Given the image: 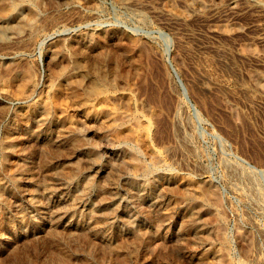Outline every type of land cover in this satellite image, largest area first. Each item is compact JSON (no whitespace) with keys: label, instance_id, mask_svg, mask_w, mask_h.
I'll return each instance as SVG.
<instances>
[{"label":"rangeland","instance_id":"rangeland-1","mask_svg":"<svg viewBox=\"0 0 264 264\" xmlns=\"http://www.w3.org/2000/svg\"><path fill=\"white\" fill-rule=\"evenodd\" d=\"M39 1L20 0L0 17V264H264V0ZM75 59L86 71L84 86L106 63L116 81L106 95L125 96L93 105L138 113L135 124L108 132L105 115L89 117L72 104L45 113L36 102L49 101L60 72L74 81ZM30 77L34 95L15 96ZM68 122L80 126L66 133ZM133 144L154 169L133 172ZM184 178L213 188L214 211L202 216L208 227L197 236L180 217Z\"/></svg>","mask_w":264,"mask_h":264},{"label":"bare ground","instance_id":"bare-ground-1","mask_svg":"<svg viewBox=\"0 0 264 264\" xmlns=\"http://www.w3.org/2000/svg\"><path fill=\"white\" fill-rule=\"evenodd\" d=\"M18 1H20V0H0V17L2 18V19H6V18H8L13 12H14V10L16 9V7L17 6H19L18 4ZM37 1V0H36ZM39 1V0H38ZM59 1V0H58ZM79 1V0H78ZM120 1H122V0H120ZM40 2V1H39ZM47 2V1H46ZM63 2V1H62ZM67 3H69L70 5H73V4H75L76 3V0H67L66 1ZM84 2V1H83ZM193 2V1H192ZM79 3V2H78ZM81 3V2H80ZM23 4V3H22ZM21 4V5H22ZM58 5V4H57ZM64 5V4H63ZM87 5V4H86ZM90 5V4H89ZM96 5V4H95ZM32 6V5H31ZM46 6V5H45ZM94 6V5H93ZM47 8V7H46ZM74 9V8H73ZM28 11V10H27ZM32 12V11H31ZM32 14L34 15V11L32 12ZM28 17V16H27ZM32 17V16H31ZM43 18V17H42ZM45 19H47V18H45ZM144 21V20H143ZM21 22V21H20ZM20 22H18V23H20ZM44 22H46L45 20H44ZM7 24V23H6ZM19 25V24H18ZM24 25V24H23ZM22 24L21 25H19V26H23ZM26 26H27V22H26V24H25ZM42 25V24H41ZM7 27H9V26H7ZM5 28V27H4ZM10 28V27H9ZM11 28H15V27H11ZM23 29H24V27H22ZM5 29H7V28H5ZM15 29H17V28H15ZM26 30V29H25ZM24 30V31H25ZM35 31H38V30H35ZM15 33H16V35H18L19 33H21V31L19 30V29H17V30H15L14 31ZM13 32V33H14ZM28 32L30 33V34H34V27H33V25L32 24H29L28 25ZM42 32V31H41ZM96 32V31H95ZM4 33H5V31H4ZM14 33V34H15ZM122 33V32H121ZM22 34V33H21ZM79 34V33H78ZM81 34V33H80ZM28 35V34H27ZM44 36V35H43ZM88 36V35H87ZM96 36V35H95ZM100 36V35H99ZM96 37H98V35L96 36ZM95 37V38H96ZM89 38V37H88ZM100 38V37H99ZM99 38H96V39H99ZM103 38V37H102ZM102 38H101V41H102ZM10 39V38H9ZM64 39V38H63ZM68 39V38H67ZM106 39V38H105ZM90 40H93V39H90ZM82 41H84V39L83 38H80V39H76V40H74V42H73V44L75 45L76 44V46H77V44H80V43H84V42H82ZM89 40H87V42H88ZM97 41V40H96ZM103 41H104V39H103ZM127 41V40H126ZM67 42V41H66ZM65 42V43H66ZM100 42V41H99ZM118 42V41H117ZM62 43H63V40H62ZM96 43H98V42H96ZM103 43V42H102ZM105 43V42H104ZM119 43H120V41H119ZM118 43V44H119ZM93 44V43H92ZM143 45V44H142ZM149 45V44H148ZM86 46H88V45H86ZM134 46H136V44L134 45ZM133 46V47H134ZM141 46V45H140ZM78 47V46H77ZM128 47V46H127ZM130 47V46H129ZM132 47V46H131ZM91 48H93L92 46H91ZM105 48V47H104ZM138 48V47H137ZM143 48H144V46H143ZM146 48V47H145ZM75 49H76V47H75ZM74 49V50H75ZM96 49H97V47H96ZM95 49V50H96ZM14 50H16V49H14ZM20 50V49H19ZM52 50H54V49H52ZM56 50V49H55ZM98 50V49H97ZM141 50V49H140ZM148 50V49H147ZM17 51V50H16ZM71 51V50H70ZM83 52H84V50H82ZM125 51V50H124ZM128 51V50H127ZM131 51L132 50H130L129 51V54L128 55H130V57L132 56V53H131ZM141 51H143V49L141 50ZM18 52V51H17ZM146 52V51H145ZM144 52V53H145ZM75 53V52H74ZM85 53V52H84ZM89 53V52H88ZM97 53V57L99 56V57H101V60L103 59H106V57L108 56H103L104 55V53H100V52H96ZM124 53V52H123ZM66 54V53H65ZM78 54V53H77ZM77 54L75 55V56H77ZM53 56V55H52ZM90 56H91V54H90ZM89 56V57H90ZM117 56V55H116ZM109 57V56H108ZM136 57V56H135ZM93 58V57H92ZM110 58V57H109ZM142 58V57H141ZM56 59V58H55ZM88 59V58H87ZM90 60V59H89ZM100 60V59H99ZM99 61V62H102V61ZM110 60V59H109ZM132 60H134L133 58H132ZM72 61V60H71ZM86 61V60H85ZM107 61V60H106ZM72 62H74L73 63V65H74V69H75V79H73L74 81H72V82H70V81H68V80H65V78L64 77H66L65 75H64V72H60L59 74H58V76L55 78V80L53 81V82H51L50 84H49V87H50V89L49 90H47V97H48V100L49 101H37L36 103H39V104H42V107H43V109H44V111H46L45 113H47L48 111H50L49 109H50V107L53 105V106H55V108H57V109H61V111H65L66 110V108L65 107H68L67 105H71V106H76V108L78 109V110H80V111H83L85 114H86V116H89V117H91V116H99V115H105L106 116V123H107V127H108V129H109V131L108 132H110V130H113V131H115V132H123V127L128 123L129 124V122H131L132 123V121H133V123L135 124V122L134 121H137L136 119H137V115H138V113H137V115H135V114H133V112H131V113H127V112H118V111H113V110H103V109H100V108H97L95 105L96 104H94L93 105V103H95L93 100L94 99H99V98H110V97H112L114 100H116V102H117V100L118 99H121V98H123L124 96H123V93H113V94H107L106 95V90H112L113 88H114V85H115V82H114V80L113 79H111V75H109V74H106V71H105V69H104V67L106 66L107 67V65H105L106 63H104V65H103V62L102 63H96L97 64V68H96V70H97V73L95 74V77L93 78V80L91 81L90 80V82L91 83H89V85H87V86H84L85 84H83V81L85 80L84 78L86 77V71L84 70V67H82V65H81V63H80V61L79 60H76L75 59V61H72ZM88 62V61H87ZM130 62H131V60H130ZM9 63V62H8ZM11 63V62H10ZM109 63V62H108ZM129 63V62H128ZM93 64V63H92ZM95 64V63H94ZM110 64V63H109ZM28 65V64H27ZM67 65V64H66ZM111 65V64H110ZM109 65V66H110ZM137 65H139V64H137ZM58 66V65H57ZM62 66V65H61ZM126 66V65H125ZM140 66V65H139ZM9 67V66H8ZM124 67V66H123ZM122 67V68H123ZM132 67V66H131ZM131 67H129V68H131ZM6 68V67H5ZM15 68V67H14ZM110 68H111V66H110ZM113 68V67H112ZM127 68V67H126ZM128 68V69H129ZM133 68V67H132ZM139 68V67H138ZM11 69H12V67H11ZM71 69V68H70ZM88 69H90V68H88ZM92 69V68H91ZM114 70H115V67L113 68ZM113 69H110V70H113ZM140 69V68H139ZM58 70V69H57ZM60 71V70H59ZM104 71H105V73H104ZM115 71H117V70H115ZM16 72H18V71H16ZM15 72V73H16ZM108 72V71H107ZM133 72V71H132ZM20 73V72H19ZM109 73V72H108ZM113 73V72H112ZM120 73H122V72H120ZM27 74V73H26ZM55 75V74H54ZM131 75V74H130ZM121 76V75H120ZM126 76V75H125ZM129 76V75H128ZM254 76H255V74H254ZM258 76V75H257ZM112 77H114V76H112ZM116 77V76H115ZM259 77V76H258ZM128 78V77H127ZM50 79V78H49ZM52 79V78H51ZM54 79V78H53ZM70 79V78H69ZM256 79V78H255ZM25 80V79H24ZM120 80V79H119ZM198 80V79H197ZM261 80V79H260ZM263 80V79H262ZM22 80H20V82H21ZM37 81V80H36ZM50 81V80H49ZM264 81V80H263ZM89 82V81H88ZM125 82V81H124ZM2 83V82H1ZM126 83V82H125ZM124 83V84H125ZM117 84V83H116ZM263 84V83H262ZM16 85V84H15ZM116 86H118V85H116ZM4 87V86H3ZM197 86H195V88H196ZM9 88V87H8ZM117 88V87H116ZM126 88V87H125ZM204 89V88H203ZM8 90V89H7ZM11 90H13V89H11ZM36 90H37V85H36V83H35V80L34 79H32L31 77L30 78H28L25 82H23V83H21V84H18L17 85V89H16V95L15 96H17L18 98H22V99H26V98H29L30 96H32V95H34V93L36 92ZM123 90V89H122ZM14 91V90H13ZM13 95V94H12ZM131 96V95H130ZM130 96L129 95H127L126 94V98L125 99H127L126 101L127 102H130L131 101V98H130ZM13 98H14V96H12ZM61 97V98H60ZM16 98V97H15ZM111 99V98H110ZM124 99V98H123ZM101 102H103V101H101ZM115 102V103H116ZM35 103V104H36ZM104 103V102H103ZM106 104V103H105ZM105 104H103V105H101V106H103V107H105ZM108 104V103H107ZM106 104V105H107ZM118 104V103H117ZM51 105V106H50ZM119 105V104H118ZM121 105V104H120ZM37 106V105H36ZM52 106V107H53ZM110 106V105H109ZM42 107H41V109H42ZM100 107V106H99ZM55 108H53V110H55ZM69 108V107H68ZM73 108H75V107H73ZM55 110L54 112H56V111H58V110ZM115 109V108H114ZM33 110H35V109H33ZM33 110H31V111H33ZM71 110H72V108H71ZM60 111V113H62ZM123 111H125V110H123ZM29 113V112H28ZM27 113V114H28ZM35 113V112H34ZM136 113V112H135ZM48 114V113H47ZM25 116V115H24ZM27 116V115H26ZM63 116V115H62ZM139 116V115H138ZM142 116V115H141ZM21 117V116H20ZM31 117V116H30ZM38 117V116H37ZM47 117V116H46ZM234 117H237V116H234ZM22 118V117H21ZM40 118V117H39ZM51 118H52V116H51ZM71 118V117H70ZM140 118V117H139ZM138 118V119H139ZM238 118V117H237ZM235 119V118H234ZM70 120V119H69ZM46 121V120H45ZM44 121V122H45ZM38 122V121H37ZM80 122V121H79ZM148 122V121H147ZM24 124V123H23ZM69 124V125H68ZM68 126L66 127V128H64V130H65V132L66 133H68V132H71V131H73L74 130V128H78L77 126L80 124H78V123H74V122H68ZM148 124V123H147ZM85 125V124H84ZM131 125V124H130ZM129 125V126H130ZM41 126V125H40ZM80 126V125H79ZM8 127V126H7ZM37 127V126H36ZM147 127L149 128L150 127V125L148 126L147 125ZM68 128V129H67ZM83 129V128H82ZM13 130V129H12ZM129 130V129H128ZM147 130V129H146ZM134 131V130H133ZM132 131V132H133ZM75 132V131H74ZM107 132V133H108ZM127 132H129V131H127ZM148 132V131H147ZM31 133V132H30ZM58 133V132H57ZM104 133V132H103ZM126 133V132H125ZM124 133V134H125ZM130 133V132H129ZM128 133V134H129ZM5 134H7V133H5ZM113 134H115V133H113ZM112 134V136H114ZM119 134V133H118ZM127 133H126V135H128ZM10 135V134H9ZM105 135V134H104ZM107 135V134H106ZM105 135V136H106ZM118 136V135H117ZM116 136V137H117ZM189 136V135H188ZM103 137V136H102ZM108 137V136H107ZM109 137H111V136H109ZM123 137V136H122ZM122 137H119L120 139L122 138ZM4 138H6V137H4ZM79 138V137H78ZM106 138V137H105ZM118 138V137H117ZM118 138V139H119ZM124 138L125 139H127L126 138V136H124ZM123 138V139H124ZM131 138V137H130ZM72 139V138H71ZM85 139V138H84ZM87 139V138H86ZM110 139V138H109ZM112 139V138H111ZM129 139V138H128ZM127 139V140H128ZM183 139V138H182ZM185 139V138H184ZM6 140V139H5ZM66 140V139H65ZM69 140V139H68ZM113 140V139H112ZM122 140V139H121ZM126 140V141H127ZM131 140V139H130ZM134 142H135V139L133 140ZM143 141V140H142ZM10 142V141H9ZM118 142V141H117ZM123 142H124V140H123ZM8 143V142H7ZM6 142H4L3 144H2V146L5 148V149H8L9 150V148H10V146H9V144H7ZM11 143H12V141H11ZM115 143V142H114ZM147 143V142H146ZM88 144V143H87ZM131 144H132V142H131ZM145 144V143H144ZM143 144V145H144ZM115 145V144H114ZM121 145V144H120ZM125 145H127L126 143H125ZM152 145V144H151ZM12 146H13V144H12ZM12 146H11V149H12ZM86 146V145H85ZM88 146V145H87ZM95 146V145H94ZM93 146V147H94ZM140 146V145H139ZM6 147H8V148H6ZM128 147V146H127ZM141 147V146H140ZM139 147V148H140ZM94 148H96V147H94ZM145 148V147H144ZM3 148H1V150H2ZM4 149V150H5ZM65 149V148H64ZM129 149H132L133 150V152L135 153V155L137 156H139V151H138V148L133 144ZM141 149V148H140ZM147 149V148H146ZM150 149V148H149ZM195 149V148H194ZM3 150V151H4ZM156 150V149H155ZM168 150V149H167ZM191 150V149H190ZM193 150V149H192ZM91 151V150H90ZM94 151V150H93ZM5 152V151H4ZM3 153V152H2ZM45 153V152H44ZM133 153V154H134ZM7 154V153H6ZM144 154V153H143ZM160 154V153H159ZM39 155V154H38ZM100 155V154H99ZM6 156V155H5ZM13 156V155H12ZM130 156H132V155H130ZM134 156V155H133ZM136 157V158H134L133 159V172L135 171L136 173H138V172H141V173H147V172H149L150 170H152V169H154V164L153 163H151L152 161H154V160H152L150 163V165H146V164H144L142 161H141V159H139L140 158V156L139 157ZM1 157V156H0ZM46 157V156H45ZM149 157V156H148ZM153 157V156H152ZM156 159H157V157H155ZM2 159H6V158H2ZM25 160V159H24ZM23 160V161H24ZM50 160V159H49ZM97 160V159H96ZM160 160V159H159ZM8 161V160H7ZM28 161V160H27ZM150 161V160H149ZM26 162V161H25ZM23 163L24 165H23V167L24 166H26V163H28V162H26V163ZM77 162V161H76ZM131 162V161H130ZM156 162V161H155ZM3 163V162H2ZM132 163V162H131ZM13 164V163H12ZM66 164V163H65ZM64 164V165H65ZM68 164V163H67ZM149 164V163H148ZM158 164V163H157ZM18 165H19V163H18ZM29 165V164H28ZM37 165V164H36ZM61 165V164H60ZM69 165V164H68ZM74 165H75V163H74ZM78 165H80V164H78ZM10 166V165H9ZM38 166V165H37ZM41 166V165H40ZM47 166V165H46ZM156 166H158V165H156ZM161 166V165H160ZM159 166V167H160ZM14 167H15V165H14ZM65 167H66V165H65ZM158 167V168H159ZM163 167V166H162ZM161 167V168H162ZM237 167V166H236ZM8 168V167H7ZM29 168H31V167H29ZM34 168V167H33ZM63 168V167H62ZM160 168V169H161ZM231 168V167H230ZM0 169H2V168H0ZM41 169V168H40ZM77 169V168H76ZM88 169H90V168H88ZM164 169V168H163ZM169 169H170V167H169ZM232 169V168H231ZM16 170V169H15ZM24 170H26V169H23V171ZM27 170H29L28 168H27ZM79 170V169H78ZM110 170V169H109ZM108 170V171H109ZM233 170V169H232ZM59 171V170H58ZM69 171V170H68ZM68 171H67V173H68ZM166 171H168V170H166ZM166 171H165V173H166ZM248 171V170H247ZM2 172V171H1ZM66 172V171H65ZM71 172V171H70ZM132 172V171H131ZM172 172V171H171ZM249 172V171H248ZM52 173V172H51ZM64 173V172H63ZM136 173H134L135 175H136ZM152 173V172H151ZM150 173V174H151ZM162 173V175H165V174H163L164 172H160V174ZM254 173V172H253ZM7 174V173H6ZM10 174V173H9ZM79 174V173H78ZM149 174V173H148ZM154 174V173H153ZM160 174H158V175H160ZM169 174H170V171H169ZM169 174H167V175H169ZM251 174V173H250ZM256 174V173H255ZM13 175V174H12ZM70 175V174H69ZM92 175V174H91ZM152 175V174H151ZM156 175H157V173H156ZM156 175H155V178H156ZM252 175V174H251ZM18 176V175H17ZM41 176V175H40ZM138 176V175H137ZM245 176H246V174H245ZM248 176V175H247ZM250 176V175H249ZM3 177V176H2ZM10 179L13 177H10V176H8ZM25 177V176H24ZM33 177V176H32ZM73 177V176H72ZM140 177V176H139ZM164 177V176H163ZM184 177V176H183ZM238 177V176H237ZM240 177V176H239ZM259 177V176H258ZM257 177V178H258ZM8 178V179H9ZM28 178V177H27ZM26 178V179H27ZM65 178V177H64ZM88 178H90V177H88ZM115 178V177H114ZM132 178V177H131ZM138 178V177H137ZM161 178V177H160ZM170 178H171V176H170ZM247 178V177H246ZM42 179V178H41ZM62 180L61 178H58V180ZM92 179V178H91ZM107 179H108V177H107ZM146 179H147V177H146ZM243 179V178H242ZM13 180V179H12ZM58 180H56V181H58ZM87 180V179H86ZM89 180V179H88ZM104 180V179H103ZM131 180V179H130ZM140 180H142V179H140ZM152 180V179H151ZM250 180V179H249ZM253 180V179H252ZM3 181V180H2ZM11 181V180H10ZM17 180H15L14 182H16ZM69 181V180H68ZM95 181V180H94ZM129 181V180H128ZM144 181V180H143ZM143 181H141V183L143 182ZM146 181H149V180H146ZM146 181H144L145 183H146ZM153 181H154V177H153ZM241 181V180H240ZM257 181V180H256ZM13 182V181H12ZM13 182V183H14ZM44 182V181H43ZM53 182V181H52ZM91 182V181H90ZM156 182H158V181H155L153 184H151V185H153L151 188L153 189V188H156V186L158 185ZM160 182V181H159ZM93 183V182H92ZM111 183H113V182H111ZM148 183H150V181L148 182ZM161 183V182H160ZM201 183H203V182H201ZM252 183H254V182H252ZM262 183V182H261ZM3 184V183H2ZM15 184V183H14ZM40 184V183H39ZM43 184V183H42ZM57 184V183H56ZM82 184H85V182L83 183L82 182ZM101 184V183H100ZM110 184V183H109ZM181 184H182V186L183 187H185L186 188V193L185 194H182L181 193V195H180V201H181V207H180V217H181V220L183 221V223L184 224H186V225H188V228H190L191 230H192V232L194 233L193 235H200V234H202L203 232L205 233L206 231H207V224H205L206 222L202 219V216L204 215V214H206L207 212H210V210L212 209L211 207H209V205H208V196H210V195H212V189L213 188H211L210 186H209V184H207V183H205V184H198V183H196L195 181H192V180H190V179H188V178H184L182 181H181ZM244 184H245V182H244ZM17 185V184H16ZM44 185V184H43ZM86 185V184H85ZM137 185V184H136ZM149 185V184H148ZM160 185V184H159ZM246 185V184H245ZM262 185V184H261ZM69 186H71V185H69ZM90 186V185H89ZM93 186H95V185H93ZM101 186L104 188V186L101 184ZM248 186V185H247ZM252 186V185H251ZM44 187H46V186H44ZM65 187V186H64ZM73 187V186H72ZM107 187H109V186H107ZM161 187V186H160ZM171 187V186H170ZM253 187V186H252ZM11 188V187H10ZM48 188V187H47ZM60 188V187H59ZM93 188V187H92ZM110 188V187H109ZM148 188V187H147ZM146 188V189H147ZM246 188V187H245ZM3 189V185H1L0 184V190H2ZM76 189V188H75ZM142 188L140 187V186H138L137 185V187L134 189L133 188V190H135V191H137V192H139L140 190H141ZM163 189V188H162ZM168 189V188H167ZM250 189V188H249ZM27 190V189H26ZM36 190V189H35ZM81 190V189H80ZM144 190V189H143ZM3 191V190H2ZM1 191V192H2ZM30 191H32L31 189H30ZM38 191V190H37ZM45 191H47V190H45ZM59 191V190H58ZM102 191V190H101ZM153 190H151V192H152ZM159 191V190H158ZM172 191V190H171ZM183 191V190H182ZM181 191V192H182ZM248 191V190H247ZM253 191V190H252ZM13 192V191H12ZM28 192V191H27ZM65 192V191H64ZM87 192V191H86ZM104 192V191H103ZM133 192V191H132ZM136 192V193H137ZM25 193V192H24ZM30 193V192H29ZM54 193V192H53ZM85 193V192H84ZM111 193V192H110ZM140 193V192H139ZM153 193V192H152ZM154 193H158V192H154ZM219 193V192H218ZM256 193V192H255ZM254 193V194H255ZM76 194V193H75ZM161 194V193H160ZM216 194V193H215ZM50 195V194H49ZM84 195V194H83ZM106 195V194H105ZM110 195V194H109ZM151 195V194H150ZM159 195V193L157 194V196ZM176 195V194H175ZM219 195V194H218ZM264 195V194H263ZM42 196V195H41ZM47 196V195H46ZM79 196V195H78ZM104 196V195H103ZM102 196V197H103ZM116 196V195H115ZM149 196V195H148ZM155 196V195H154ZM215 196V195H214ZM217 196V195H216ZM255 196V195H254ZM17 197V196H16ZM89 197V196H88ZM100 197V196H99ZM105 197H107V196H105ZM145 197V196H144ZM150 197V196H149ZM153 197V196H152ZM159 197V196H158ZM40 198V197H39ZM39 198H38V200H39ZM72 198V197H71ZM108 198V197H107ZM111 197H109V199H110ZM161 198V197H160ZM211 198H212V196H211ZM210 198V199H211ZM219 197H217L216 199H218ZM263 198V197H262ZM31 199H33V198H31ZM31 199H29V200H31ZM81 199H83V197L81 198ZM114 199V198H113ZM123 199V198H122ZM151 199V198H150ZM154 199V198H153ZM152 199V200H153ZM209 199V200H210ZM214 199V198H213ZM219 199H221V198H219ZM255 199H256V197H255ZM151 200V204L152 205H150L151 206V210H150V208H148L150 211H148L149 212V215L151 214V212L152 211H154L153 209H155L156 208V203H155V201L153 200L152 201ZM158 200V199H157ZM260 200V199H259ZM28 201V200H27ZM98 201V200H97ZM107 201V200H106ZM113 201V200H112ZM218 201V200H217ZM74 202V201H73ZM251 202V201H250ZM264 202V201H263ZM3 203V202H2ZM97 203V202H96ZM99 203H101L100 201H99ZM104 203V202H103ZM149 203V202H148ZM220 204H221V202H219ZM223 203V202H222ZM36 204V203H35ZM213 204V203H212ZM215 204H216V202H215ZM87 206V205H86ZM106 206V205H105ZM211 206V205H210ZM213 206H215V205H213ZM218 206V205H217ZM41 207V206H40ZM178 207V206H177ZM17 208H18V206H17ZM105 208V207H104ZM146 208V207H145ZM48 209V208H47ZM169 209V208H168ZM216 209V208H215ZM213 211H214V209H212ZM48 211V210H47ZM75 211V210H74ZM81 211V210H80ZM109 211V210H108ZM166 212H167V210H165ZM47 213V212H46ZM73 213V212H72ZM106 213H108V212H106ZM157 213V212H156ZM219 213V212H218ZM217 212H216V210H215V219H216V223L217 222H221L222 221V218L219 216V214H218ZM103 215H104V213H102ZM154 214H155V211H154ZM211 214V213H210ZM93 215V214H92ZM98 215H100V214H98ZM107 215V214H106ZM105 215V216H106ZM148 215V214H147ZM171 215V214H170ZM212 215V214H211ZM211 215H208V217L209 216H211ZM82 216V215H81ZM101 216V215H100ZM156 216H158V215H156ZM168 216V215H167ZM166 216V217H167ZM46 217V216H45ZM83 217V216H82ZM104 217V216H103ZM47 218V217H46ZM99 218V217H98ZM104 219H105V217H104ZM107 219V218H106ZM160 219V218H159ZM158 219V220H159ZM49 220V219H48ZM161 220V219H160ZM11 221V220H10ZM25 221V220H24ZM97 221V220H96ZM96 221H95V223H96ZM113 221V220H112ZM211 221H212V219H211ZM214 221V220H213ZM111 222V221H110ZM157 222V221H156ZM160 223H161V221H159ZM167 222H169V221H167ZM209 222V221H208ZM223 222V221H222ZM6 223V222H5ZM210 223V222H209ZM214 223V222H213ZM215 223V224H216ZM104 224V223H103ZM159 224V223H158ZM163 224V223H162ZM182 224V223H181ZM184 224H182V225H184ZM211 224V223H210ZM209 224V225H210ZM102 225V224H101ZM26 226V225H25ZM68 226V225H67ZM87 226V225H86ZM219 226V225H218ZM217 226V227H218ZM66 227V226H65ZM69 227V226H68ZM183 227H185V226H183ZM187 227V226H186ZM221 227H223V226H221ZM108 228V227H107ZM49 229V228H48ZM77 229V228H76ZM89 229V228H88ZM215 229V228H214ZM220 229V228H219ZM24 230V229H23ZM105 230V229H104ZM209 230V229H208ZM99 231V230H98ZM180 231V230H179ZM49 232V231H48ZM78 232V231H77ZM79 232H81L80 230H79ZM85 232H86V230H85ZM105 232V231H104ZM213 232H215V231H213ZM76 233V232H75ZM82 233V232H81ZM88 233V232H87ZM91 233V232H90ZM216 233V232H215ZM48 234V233H47ZM93 234V233H92ZM208 234V233H207ZM207 234H205L206 236L205 237H207ZM81 235V234H80ZM82 235H83V233H82ZM87 235V234H86ZM137 235H138V233H137ZM143 235V234H142ZM209 235V234H208ZM252 235V234H251ZM0 236H2V235H0ZM135 236H136V234H135ZM139 237H140V235H138ZM51 237V236H50ZM67 237V236H66ZM189 237V236H188ZM204 237V236H203ZM209 237V236H208ZM220 237V236H219ZM242 237V236H241ZM253 237V236H252ZM31 238V237H30ZM58 238V237H57ZM103 238V237H102ZM226 239L228 238V237H225ZM225 238H223V239H225ZM74 239V238H73ZM139 239V238H138ZM188 239V238H187ZM205 239V238H204ZM242 239V238H241ZM4 240V239H3ZM66 240L68 241V239L66 238ZM84 240V239H83ZM101 241H102V239H100ZM104 240V239H103ZM105 240L107 241V239L105 238ZM242 240H244V237H243V239ZM62 241V240H61ZM190 241V240H189ZM194 241V240H193ZM228 241V240H227ZM226 241V242H227ZM99 242V241H98ZM224 242V241H223ZM64 243V242H63ZM109 243V242H108ZM125 243V242H124ZM211 243V242H210ZM229 243H230V241H229ZM229 243H227V244H229ZM99 244V243H98ZM211 244H213V243H211ZM226 244V245H227ZM56 245V244H55ZM105 245V244H104ZM204 245V244H203ZM224 245H225V243H224ZM230 245V244H229ZM88 246H90L89 248H92L91 247V245H88ZM101 246V245H100ZM106 246H107V244H106ZM109 246V245H108ZM137 246V245H136ZM200 246V245H199ZM213 246V245H212ZM221 246V245H220ZM84 247V246H83ZM110 247V246H109ZM114 247H115V245H114ZM210 247V246H209ZM225 247H229L228 245L227 246H225ZM63 248V247H62ZM67 248V247H66ZM77 248V247H76ZM102 248V247H101ZM113 248V247H112ZM117 249H118V247H116ZM206 248H208L207 246H206ZM213 248V247H212ZM230 248V247H229ZM257 248V247H256ZM55 249V248H54ZM85 249H87V248H85ZM109 249V248H108ZM215 249V248H214ZM216 249H219V248H217L216 247ZM61 250V249H60ZM211 250V249H210ZM219 250H221V249H219ZM222 250H223V248H222ZM248 251H249V249H247ZM15 251V250H14ZM84 251V250H83ZM108 251V250H107ZM116 251V250H115ZM127 251V250H126ZM227 251V253H229L228 252V249L226 250ZM245 251V250H244ZM11 252V251H10ZM59 252V251H58ZM217 252V251H216ZM220 252V251H219ZM218 252V253H219ZM223 252V251H222ZM221 252V253H222ZM225 252V251H224ZM250 252V251H249ZM12 253H13V251H12ZM50 253V252H49ZM93 253V252H92ZM206 253V252H205ZM213 253V252H212ZM253 253V252H252ZM61 254V253H60ZM101 254V253H100ZM113 254V253H112ZM199 254V253H198ZM200 254H202V252L200 253ZM207 254H208V252H207ZM203 255V254H202ZM215 255V254H214ZM222 255V254H221ZM204 256V255H203ZM49 257V256H48ZM253 257V256H252ZM57 258V257H56ZM60 258V257H59ZM97 258V257H96ZM203 258V257H202ZM223 258V257H222ZM101 259V258H100ZM209 259V258H208ZM252 259V258H251ZM202 260V259H201ZM229 262V261H228ZM245 262V261H244ZM216 263V262H215ZM231 263V262H230ZM230 263H228V264H230ZM238 263V262H237ZM236 263V264H237ZM252 263V262H251ZM250 263V264H251ZM49 264V263H48ZM197 264V263H196ZM232 264V263H231ZM242 264H243V262H242ZM246 264V263H245Z\"/></svg>","mask_w":264,"mask_h":264}]
</instances>
